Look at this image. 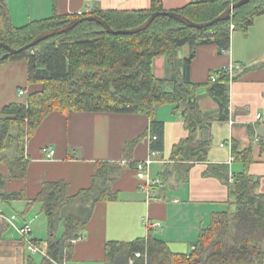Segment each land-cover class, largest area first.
<instances>
[{"label":"trees","instance_id":"obj_1","mask_svg":"<svg viewBox=\"0 0 264 264\" xmlns=\"http://www.w3.org/2000/svg\"><path fill=\"white\" fill-rule=\"evenodd\" d=\"M239 0H192L187 6L171 11L194 23H205L219 16ZM167 12L158 1L147 10L136 12H93L113 30H125L143 24L152 13ZM264 13V0H251L232 12L228 21L196 30L184 27L179 21L157 17L142 32L132 35H111L95 22H82L67 33L54 36L35 47L2 60L6 53L0 48V65L25 60L28 65V84L35 86L25 103H10L2 107L0 115V164L9 175L0 174V202L21 197L6 194L8 179L26 176L25 141L42 121L53 112H99L112 114L145 113L150 118V150H163V123L154 118L158 107L166 104L179 110L188 132L187 138L173 146L170 161L178 169L186 170L197 162L206 161L211 147L209 128L214 121L202 113L196 91L205 88L209 98L218 106V121L228 120L229 76L215 71L214 81L195 84L189 79V67L198 46L215 45L220 52L228 51L233 30H247L255 17ZM84 16H52L14 27L5 0H0V43L12 49L28 44L43 31L56 28L70 20ZM234 29L231 31L230 26ZM190 47L187 58L178 59L179 50ZM165 57L171 70L168 79H158L152 73V62ZM172 84L171 91H167ZM14 147L12 155L5 151ZM236 159L239 158L233 148ZM244 160L245 166L248 161ZM135 167V164H133ZM220 178L228 184L226 170L220 168ZM117 168L98 163L90 187L69 197L63 181L43 184L30 206L40 203L47 220L48 236L42 246L32 240L46 256L40 264H64L68 260L72 242L81 239L94 206L115 199L111 192ZM163 174L160 187L167 174ZM178 177V181H179ZM234 197V211L214 213L207 228L202 229L194 249L187 254L173 253L155 238L149 229L145 238L131 242H107L105 264H264V195L256 192L257 182L246 173L233 175L228 184ZM5 220V219H4ZM62 233L59 236V229ZM139 254L140 258H136ZM144 256H146L144 258ZM31 263V261H30Z\"/></svg>","mask_w":264,"mask_h":264},{"label":"crops","instance_id":"obj_2","mask_svg":"<svg viewBox=\"0 0 264 264\" xmlns=\"http://www.w3.org/2000/svg\"><path fill=\"white\" fill-rule=\"evenodd\" d=\"M160 2L165 11L179 10L192 0H5L14 27L52 16H88L93 12L147 10L152 2ZM190 54L184 46L178 52L183 60ZM235 66L228 85L229 116L219 122L218 106L205 88L196 91L202 113L214 119L209 134L211 147L206 161L181 170L170 161L173 146L188 136L179 110L170 104L155 111L154 118L163 123V150L155 151L158 159L149 171L150 179L167 178L148 200L140 188L133 164L145 160L150 152V118L145 113L112 114L99 112L50 113L25 141L27 161L25 178L8 179L6 194L21 197L0 202L5 216L0 219V264H40L41 255H31L15 227L29 224L30 239L42 246L48 236L47 220L36 203L28 210L27 203L35 200L48 182L63 181L69 197L90 187L98 163H109L117 170L111 186L115 199L97 203L81 239L72 242L70 256L64 264H105L107 242H131L145 238L153 228L155 238L163 241L173 253L187 254L194 249L200 231L209 226L214 213L234 211V197L229 188L233 175L246 173L257 182L256 192L264 195V13L254 18L245 31L233 30L230 47L220 52L215 45L198 46L189 67V79L206 84L211 74ZM152 73L158 79L171 76L165 57L152 62ZM168 84L167 91L172 90ZM35 86L28 84L25 60L0 65V115L3 106L25 103ZM23 91L24 95H18ZM260 117L257 119V117ZM51 146L55 155L46 160L41 149ZM233 148L239 158L233 154ZM14 147L5 153L12 155ZM245 161L248 164L245 166ZM226 170L228 184L220 178V168ZM0 174L9 175L4 163ZM164 176V177H165ZM179 177V181H178ZM62 227L59 229V236ZM31 261V263H30Z\"/></svg>","mask_w":264,"mask_h":264},{"label":"water","instance_id":"obj_3","mask_svg":"<svg viewBox=\"0 0 264 264\" xmlns=\"http://www.w3.org/2000/svg\"><path fill=\"white\" fill-rule=\"evenodd\" d=\"M250 1L251 0H239L238 2L227 7L219 16H217L213 20H211L209 22H205V23H194V22H191L190 20L186 19L185 17H183V16H181L175 12H164V13H152V14H150V16L146 19V21L137 27L125 29V30H113L106 24V22L104 20H102L98 16L91 15V16H86V17H78V18H74V19L70 20L68 23L62 24L59 27L52 28V29L41 32L35 38H33L28 44L24 45L23 47H21L17 50L10 48L3 43H0V48H2L6 52L2 56L1 59L5 60L9 56L16 55L17 53H19L21 51H25V50H28L29 48L35 47L39 43L44 42L49 38L67 33L70 30H72L74 27H76L78 24L85 22V21L95 22V23L99 24L103 28V31L105 33L111 34V35H132V34H136V33L145 31L157 17H168V18H171L173 20L179 21L184 27L192 28V29H196V30H201V29L211 27V26H213L219 22L230 20L232 12L235 9L242 7L243 5L247 4Z\"/></svg>","mask_w":264,"mask_h":264},{"label":"built area","instance_id":"obj_4","mask_svg":"<svg viewBox=\"0 0 264 264\" xmlns=\"http://www.w3.org/2000/svg\"><path fill=\"white\" fill-rule=\"evenodd\" d=\"M234 29V26H230V30L232 31ZM223 53L226 51H222ZM237 68L235 66H228L227 68H224L222 70H219V73H224L227 76H229L230 79H232L233 73L235 72ZM216 78V75L211 76V80L214 81ZM18 95L22 96L24 95L23 91H19ZM260 117L258 116L257 119ZM155 137L150 136L149 140H154ZM41 154L44 156L46 160H52L55 155V151L51 146H45L41 149ZM158 159V153L155 151H151L149 156L138 163L135 164L134 167V172L137 180L140 182V188L146 192L147 199L150 200L154 194L152 192V188L160 184L159 179H150L149 176V171L151 165L156 162ZM0 219H5V216L2 214L0 210ZM145 226L149 229H153L156 227H159L158 223H150L148 219L144 220ZM17 232V234L20 236V238L25 242L26 244V250L31 254V255H41L43 257L46 256L44 250H42L36 243L32 242L31 239L29 238L31 234V227L29 224H26L22 227H15L13 226ZM136 258H140L139 254H135ZM146 256H144L145 258ZM128 264H135L134 260L132 258H129Z\"/></svg>","mask_w":264,"mask_h":264}]
</instances>
